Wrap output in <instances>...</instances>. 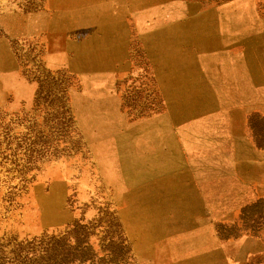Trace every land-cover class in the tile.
I'll use <instances>...</instances> for the list:
<instances>
[{
    "label": "rangeland",
    "instance_id": "1",
    "mask_svg": "<svg viewBox=\"0 0 264 264\" xmlns=\"http://www.w3.org/2000/svg\"><path fill=\"white\" fill-rule=\"evenodd\" d=\"M191 1L205 18L188 30L216 33L213 12L238 0ZM124 2L0 0V264H178L184 252L171 249L174 235L164 232L169 223L178 224L174 213L182 207L163 193L152 211L146 201L126 197L128 191L118 196L102 178L86 135L92 132L84 131L75 108L85 83L83 69L72 64L87 51L114 47L119 53L106 72L104 94L126 125L140 127L169 114L175 101L177 89L169 93L162 83L161 61L174 51L185 62L201 50L200 43L185 47L184 36L166 39L168 47L155 51V40L146 35L151 29L139 31ZM250 7L264 60V0H250ZM262 68L263 75L264 63ZM260 102L232 109L246 119L244 142L256 154L264 149ZM175 237L180 241L181 235ZM68 248L72 255L64 257Z\"/></svg>",
    "mask_w": 264,
    "mask_h": 264
},
{
    "label": "crops",
    "instance_id": "2",
    "mask_svg": "<svg viewBox=\"0 0 264 264\" xmlns=\"http://www.w3.org/2000/svg\"><path fill=\"white\" fill-rule=\"evenodd\" d=\"M241 1L243 0L220 8ZM245 1L250 7V0ZM250 9L252 10L251 7ZM255 19L254 15L252 34L237 33L226 37L231 44L226 52L228 60H233V70L229 72L231 76L226 78V73L219 71L211 73L209 84L202 69L198 67L179 69V79L175 76L177 72L174 73L171 69L164 70L166 73L162 71L164 88L167 87V92L170 87L177 89L174 96L178 98L170 106L169 114L161 117L172 121V139L168 146L170 153L167 154L170 163L166 165L168 170L163 181L158 179L152 182L161 184L163 190L157 192L153 188L152 191L155 200L162 193L168 194V202L182 207L178 210L179 213H174L179 225L175 221L164 227L167 229L165 233L174 235L167 243L169 247L184 251L179 253L178 264H264V149L256 154L252 152L250 145H246L242 134V123L246 119L232 111L234 107L251 100L258 99L264 104V73L261 74L264 60L261 58L260 39L253 45L254 50L246 53L248 43L258 38L255 35ZM210 37L212 40L217 38V32H212ZM210 37L205 35L201 39ZM238 44L240 48H237ZM235 48L240 51L229 52ZM189 57L194 58L195 55L191 54ZM256 59L261 68L251 69L250 63ZM172 77L177 81L169 82ZM183 89L194 91L193 100H178L181 94L179 90ZM212 89L225 98L222 105H227L218 110L220 118L217 120L222 124L218 132L225 138V143L221 147L215 146L211 153H207V156L215 155V163L199 165L191 161V154H194L191 145L196 146L195 151L202 153L203 135L197 130L186 133L190 145L183 142L182 137L187 122L197 123L196 129L202 127L203 115L189 118L187 122L188 116L179 119L171 116L174 110L175 113H201L203 106L209 105L208 90ZM157 119L160 118L154 120ZM235 139L243 146H232L231 142ZM181 149L185 151L186 157L182 156ZM184 158L188 161L183 162ZM176 162H180L178 166L174 164ZM182 202L185 205H181ZM162 207L163 211L167 210L165 205ZM176 234L181 235L180 241L176 240Z\"/></svg>",
    "mask_w": 264,
    "mask_h": 264
},
{
    "label": "bare ground",
    "instance_id": "3",
    "mask_svg": "<svg viewBox=\"0 0 264 264\" xmlns=\"http://www.w3.org/2000/svg\"><path fill=\"white\" fill-rule=\"evenodd\" d=\"M124 5L129 7V15L135 20L139 31L151 29L149 32L146 31V35L155 40L152 42L155 51H164L168 45L164 46L162 42L170 38L182 39L185 36L187 39H183L185 47L189 44H201L199 54H196L194 58L187 57L188 60L185 62L182 55L174 51L168 53L167 57L161 61L163 71L171 69L177 72L174 73L178 79V70L187 67L202 69L209 84L211 73L219 71L226 73V78L231 76L229 72L233 70L231 69L233 60L232 58L228 60L226 53L231 44L226 37L230 34L247 32L252 34L254 32L252 24L254 15L245 0L213 12L218 31V37L213 40L210 37L211 29L207 31L200 30L201 28L188 30L190 23H196L205 18L198 15L197 4L191 0H125ZM205 35L210 38L201 39ZM258 41L259 38L251 40L246 47L248 50L246 53L254 50L253 45ZM182 44L183 42L180 41L176 47H182ZM115 50L114 47L94 48L82 54L80 60L73 62L72 68L79 70L81 67L83 69L82 78L85 83L83 94L74 99L75 108L84 131L92 132L91 135H86L98 159L104 181L115 188L118 196L128 191L126 197L137 200L139 203L146 201L148 205L146 209L152 211L150 207L153 205L152 201L155 200L152 189L155 187L151 183L158 179L163 181L164 174L168 170L166 165L170 163V157H167V154L170 153L168 146L172 139L173 127L170 125L172 121L170 118H160L140 127L128 126L124 123V120L116 113L114 100H110L104 94V88L107 85L106 72L112 69L119 57L117 56L119 53ZM250 64H252L251 69L261 68L257 59ZM214 78L216 80V75ZM174 81L177 79L173 77L169 80V82ZM208 91L209 105L203 106L201 113L185 114L180 111L175 113L176 110H174L171 116L177 119L188 116L187 122L189 118H198L203 115L202 127L199 126L200 128L196 129L197 123L187 122L182 137L183 142L190 145L189 136L186 133L190 130H197L203 135L202 153L195 151L196 146L191 145L193 148L191 151L194 153L193 156L191 154V161L199 165L215 163V155L207 156V153H211L210 151L215 146L221 147L225 143V138L218 132L222 124L217 121L220 118L218 110L227 107V105H222L225 98L214 89ZM179 92L181 94L178 93V100L183 98L193 100L195 97L193 90L183 89ZM172 97L178 98L176 95ZM206 117L208 118L205 119ZM146 134L150 140L137 144L136 136L144 137ZM231 145L243 146L237 139L233 140ZM171 147L175 148L172 144ZM179 163L174 164L178 166Z\"/></svg>",
    "mask_w": 264,
    "mask_h": 264
},
{
    "label": "trees",
    "instance_id": "4",
    "mask_svg": "<svg viewBox=\"0 0 264 264\" xmlns=\"http://www.w3.org/2000/svg\"><path fill=\"white\" fill-rule=\"evenodd\" d=\"M64 241H66L65 239H64ZM57 243H61V242H57ZM69 249H71L70 251H72V248H68V250H66L67 251V253H66V255H64V257H68V256H71L72 255V253H70L69 252ZM74 256H77V255H74ZM58 256H53V261H57L56 260V258H57ZM66 260V259H65ZM69 260V259H68ZM68 263L67 264H69L70 263V261H67ZM72 263H76V262H78L79 264H83L84 263V261L83 260H75V259H73V261H71Z\"/></svg>",
    "mask_w": 264,
    "mask_h": 264
}]
</instances>
